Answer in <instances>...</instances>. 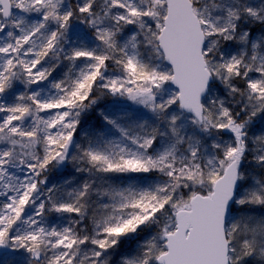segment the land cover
Segmentation results:
<instances>
[{
    "label": "snow or ice",
    "instance_id": "1",
    "mask_svg": "<svg viewBox=\"0 0 264 264\" xmlns=\"http://www.w3.org/2000/svg\"><path fill=\"white\" fill-rule=\"evenodd\" d=\"M0 264H264V0H0Z\"/></svg>",
    "mask_w": 264,
    "mask_h": 264
}]
</instances>
